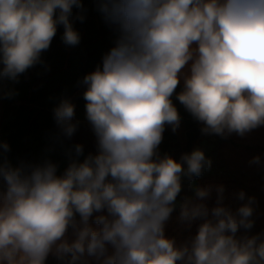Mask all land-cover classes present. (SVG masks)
<instances>
[{
	"label": "clouds",
	"instance_id": "obj_1",
	"mask_svg": "<svg viewBox=\"0 0 264 264\" xmlns=\"http://www.w3.org/2000/svg\"><path fill=\"white\" fill-rule=\"evenodd\" d=\"M74 6L81 0H0V78L15 81L40 63L58 25L66 45L79 44ZM99 11L117 38L102 68L83 78L98 154L73 159L59 176L47 160L0 162V264H45L53 248L100 264H264V233L236 238L253 227L254 198L233 212L223 205V186L211 210L187 198L181 204L182 220L203 219L190 247L165 237L181 176L202 175L211 160L199 149L181 162L156 151L165 124L179 126L170 97L190 61L178 99L205 134L244 136L264 125V0H99ZM53 115L70 138L74 105L62 99ZM210 191L197 188L196 197ZM104 210L94 229L90 218Z\"/></svg>",
	"mask_w": 264,
	"mask_h": 264
},
{
	"label": "trees",
	"instance_id": "obj_2",
	"mask_svg": "<svg viewBox=\"0 0 264 264\" xmlns=\"http://www.w3.org/2000/svg\"><path fill=\"white\" fill-rule=\"evenodd\" d=\"M82 8L72 9L70 20L79 33L80 42L66 45L62 36L64 28L57 32L50 47L41 54V62L29 68L13 81L1 78L4 89L3 108L0 118V145L7 143L9 151L0 148V162L7 160L12 166L41 164L51 161L57 165V175H62L73 159L83 162L89 155H96L92 148L74 137H66L57 126L53 109L62 99L72 101L85 88L83 78L102 68L103 56L114 46L117 33L108 25L99 11V0H81ZM83 16L81 21L78 17ZM2 68V65H0ZM184 84L179 82L170 97L180 122L185 128V142L165 124L163 139L156 150L159 157L171 156L181 162V153L203 150L208 145L197 147L204 136V125L179 101ZM1 92V91H0ZM10 94V95H9ZM86 104V102H84ZM83 146V154L76 156L75 145ZM155 158V157H154ZM202 177L187 180L197 182ZM3 182L0 180V186ZM77 220L79 219L77 215ZM72 229L69 228L68 232ZM45 264H95L85 254L73 260L71 254L59 256L50 253Z\"/></svg>",
	"mask_w": 264,
	"mask_h": 264
},
{
	"label": "rangeland",
	"instance_id": "obj_3",
	"mask_svg": "<svg viewBox=\"0 0 264 264\" xmlns=\"http://www.w3.org/2000/svg\"><path fill=\"white\" fill-rule=\"evenodd\" d=\"M195 47V46H193ZM191 61L187 64L179 74V81L184 84V78L190 73ZM0 89H3V82L0 78ZM86 86L71 101L74 105L75 115L73 123L77 124V129L72 137L88 144L92 150L98 154L97 138L92 129L90 122L86 117L85 99L83 93ZM4 96L0 92V118L3 108ZM204 125V124H203ZM172 129L171 125H168ZM180 143L185 142V128L179 121V126L173 131ZM208 145L203 152L205 156L211 160V167L202 173V177L197 182L190 183L186 176H181V192L178 194L175 207L169 220L165 223L164 235L166 238L175 242L177 248L189 246L191 240L198 232V227L203 223L202 218L191 221L181 219V204L185 199L192 202L204 203L209 210L216 205L217 188L223 186V205L236 211L242 204L248 202V198H254L251 207L253 215L251 219L254 224L250 230L240 229L236 238L239 239L245 235L251 237L259 233H264V125H260L244 136L236 133L228 135L226 138L215 134H205L201 140V144L197 147ZM184 153L182 152L181 155ZM259 157V163H253V158ZM155 159V158H154ZM186 167V165H184ZM197 188L210 189V195L199 200L196 197ZM243 192L245 199L242 201L238 198V194ZM107 215L106 210L103 213H94L90 218V224L95 229L98 226L94 223L95 215ZM73 232H67L65 239L71 242L74 239ZM109 246V253H111ZM50 253H56L55 248ZM49 253V254H50ZM87 259L95 264H100L95 257L88 256ZM179 264V262H178Z\"/></svg>",
	"mask_w": 264,
	"mask_h": 264
},
{
	"label": "crops",
	"instance_id": "obj_4",
	"mask_svg": "<svg viewBox=\"0 0 264 264\" xmlns=\"http://www.w3.org/2000/svg\"><path fill=\"white\" fill-rule=\"evenodd\" d=\"M3 89H4V86H3ZM0 91L2 92L3 96H4V91L0 89Z\"/></svg>",
	"mask_w": 264,
	"mask_h": 264
}]
</instances>
